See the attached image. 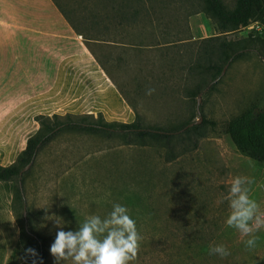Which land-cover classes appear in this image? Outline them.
I'll return each mask as SVG.
<instances>
[{
	"label": "rangeland",
	"instance_id": "1",
	"mask_svg": "<svg viewBox=\"0 0 264 264\" xmlns=\"http://www.w3.org/2000/svg\"><path fill=\"white\" fill-rule=\"evenodd\" d=\"M56 1L115 84L117 95L95 117L132 122L138 114L144 126L178 130L200 118L201 94L203 127L197 135L181 132L170 146L73 130L57 134L28 169L24 208L13 188L19 227L47 240L45 264H55L49 249L60 230L47 217L75 231L89 216L106 218L115 203L129 209L142 237L130 264H264V228L255 233L256 246L246 247L248 237L225 223L230 209L223 200L232 178L250 177V198L264 213V162L239 149L228 131L249 107L264 110V30L221 32L203 0ZM223 1L230 9L236 5ZM125 16L133 26L121 25ZM251 34L261 40L249 41L241 57L224 63L220 51L212 55L224 73L191 67ZM149 88L155 91L146 95ZM210 245H224L230 255H210Z\"/></svg>",
	"mask_w": 264,
	"mask_h": 264
},
{
	"label": "crops",
	"instance_id": "2",
	"mask_svg": "<svg viewBox=\"0 0 264 264\" xmlns=\"http://www.w3.org/2000/svg\"><path fill=\"white\" fill-rule=\"evenodd\" d=\"M116 91L54 0H0L1 165L25 149L38 115L104 112ZM12 200L13 183L0 181V264L26 258Z\"/></svg>",
	"mask_w": 264,
	"mask_h": 264
},
{
	"label": "trees",
	"instance_id": "3",
	"mask_svg": "<svg viewBox=\"0 0 264 264\" xmlns=\"http://www.w3.org/2000/svg\"><path fill=\"white\" fill-rule=\"evenodd\" d=\"M203 1L205 3V11L217 19L221 32L236 30L256 20L264 25V0H236V5L232 9L228 8L223 0ZM54 2L60 8L73 29L78 34H81L78 26L72 22L69 15L60 7L56 0ZM131 13L137 16L139 10H133ZM124 19L121 25L131 27L136 22L135 20L128 19V16H125ZM257 40H261V38H253L251 34L250 40L235 42L234 44H229L226 48H219L213 50L211 53H206L205 63H202L200 59H196L191 67L194 66L204 70L216 69V73L219 75L223 71V66L212 62V55H214L215 51H220V60L228 63L243 55V51L248 49L247 45L249 44L247 43L249 41ZM262 55L264 57V52H262ZM96 59L107 72L103 61L99 57H96ZM214 81L212 80L209 85ZM36 120L39 122L40 127L35 134L28 138L25 149L20 152L15 162L7 166L0 164V181L13 183L14 200L18 197L23 208L26 205L24 185L29 172L28 169L33 164L39 150L64 130L104 134L108 138H123L128 144H137L140 146L153 142H164L170 146L172 142L182 135L181 132H185L186 134L193 132L197 135L203 127V125L197 123L193 125L187 123L178 130L157 126H144L140 122V116L138 114L132 122L108 121L101 113L98 117H95L93 114L75 115L72 113L65 115L53 114L52 116L38 115ZM228 131L239 149L247 152L257 161L264 162V110L249 107L240 116L230 122ZM170 155H174L172 151H170ZM29 164L30 167L25 170ZM22 215L23 219H26L24 213ZM17 221L19 222V220ZM20 228L21 244L26 254V258L21 264H45L47 257L46 238L38 233L30 232L25 225H21ZM29 248L35 249L37 255L32 256L28 254L26 250Z\"/></svg>",
	"mask_w": 264,
	"mask_h": 264
},
{
	"label": "clouds",
	"instance_id": "4",
	"mask_svg": "<svg viewBox=\"0 0 264 264\" xmlns=\"http://www.w3.org/2000/svg\"><path fill=\"white\" fill-rule=\"evenodd\" d=\"M154 91L149 88L146 95ZM253 183V178L236 176L228 182V193L223 197L230 209L225 223L236 229L242 239L248 237L243 240L248 248L256 246L259 238L255 233L264 228V213L260 212L258 203L249 195L248 185ZM128 212L126 206L115 203L106 218L89 216L75 231H65L60 219L47 217L54 219V226L60 229L49 249L55 264L69 260L71 264H130L135 261L142 237ZM26 251L32 256L37 255L35 249ZM209 254L221 257L230 255L224 245H210Z\"/></svg>",
	"mask_w": 264,
	"mask_h": 264
},
{
	"label": "built area",
	"instance_id": "5",
	"mask_svg": "<svg viewBox=\"0 0 264 264\" xmlns=\"http://www.w3.org/2000/svg\"><path fill=\"white\" fill-rule=\"evenodd\" d=\"M244 27H247L250 30L260 31V32H263V30H264V25L258 20L252 21L250 24H248L247 26H244Z\"/></svg>",
	"mask_w": 264,
	"mask_h": 264
},
{
	"label": "water",
	"instance_id": "6",
	"mask_svg": "<svg viewBox=\"0 0 264 264\" xmlns=\"http://www.w3.org/2000/svg\"><path fill=\"white\" fill-rule=\"evenodd\" d=\"M223 73H224V71H223ZM200 101H201V94H199V96H198V112L200 114V118L194 122L197 124H200L202 119H203V116H202V113H201L200 107H199ZM194 123H192L191 125H193ZM29 167H30V164L25 168V170L28 169ZM24 215L26 216V210L24 211Z\"/></svg>",
	"mask_w": 264,
	"mask_h": 264
}]
</instances>
